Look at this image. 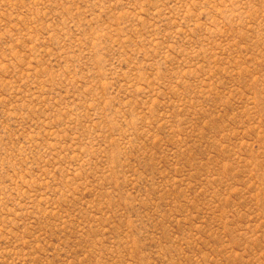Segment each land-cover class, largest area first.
I'll return each instance as SVG.
<instances>
[{
  "label": "rangeland",
  "instance_id": "obj_1",
  "mask_svg": "<svg viewBox=\"0 0 264 264\" xmlns=\"http://www.w3.org/2000/svg\"><path fill=\"white\" fill-rule=\"evenodd\" d=\"M0 264H264V0H0Z\"/></svg>",
  "mask_w": 264,
  "mask_h": 264
}]
</instances>
